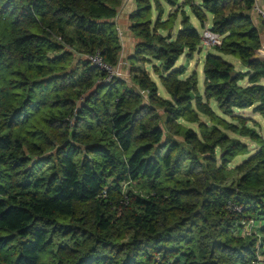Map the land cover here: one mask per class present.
<instances>
[{
  "label": "trees",
  "instance_id": "1",
  "mask_svg": "<svg viewBox=\"0 0 264 264\" xmlns=\"http://www.w3.org/2000/svg\"><path fill=\"white\" fill-rule=\"evenodd\" d=\"M121 2L0 0V264L264 260V136L259 122L251 127L235 114L253 107L264 120V57L253 59L264 46V18L253 15L255 0H137L130 78L107 81L88 55L124 69L114 20ZM163 3L179 8L165 19ZM188 6L203 27L211 14L223 38L206 54L203 91L197 73L175 68L203 44ZM178 10L181 29L163 34ZM153 59L161 84L135 70ZM226 130L259 146L234 167L250 149ZM232 172L240 177L227 185ZM228 200L243 212H230ZM251 218L261 223L256 233L241 235Z\"/></svg>",
  "mask_w": 264,
  "mask_h": 264
},
{
  "label": "rangeland",
  "instance_id": "2",
  "mask_svg": "<svg viewBox=\"0 0 264 264\" xmlns=\"http://www.w3.org/2000/svg\"><path fill=\"white\" fill-rule=\"evenodd\" d=\"M201 2V0H196V2ZM197 2V3H198ZM164 4V3H163ZM183 4V3H182ZM124 5L123 3V0L121 2V5L120 7ZM165 6V10H166V13L164 15V17H168L170 15V13H173L174 11H176L179 7H170V6H167L166 4H164ZM189 7V6H188ZM186 8L187 10V13L190 15V16H195L194 13H192L190 11L189 8ZM185 9V8H184ZM130 9H128L127 11L122 10V14L126 16L127 18V14H129ZM134 11V10H133ZM178 18L176 19V23H180L184 14H182L181 11L178 10ZM157 11H154L153 13V20H155L156 16H157ZM124 16V17H125ZM198 20V19H197ZM123 20L120 21V29H119V34H120V37H121V41H122V56H121V59H123V64H124V69L122 68V65H121V68H120V74L121 75H124V76H127V78L129 77V73H131V68H130V65L129 63L127 62V55H129V53L133 52L134 51V48H135V45L138 43V39H136L137 37L133 35L132 31H130V29H128V26L126 23L122 22ZM197 29L200 33V35L203 34V31L205 30L200 21L198 20L197 23ZM207 26H211L212 25V17L209 15V20L207 21ZM178 26V25H177ZM173 32V31H172ZM168 31L165 30L163 31V34L167 35ZM137 41V42H136ZM199 49L200 50H197L194 52V54L192 55V57L188 56V51L182 55L180 57V59L178 60L175 68L177 69L178 67L184 65L186 66L187 68V71L185 72V74L183 75V77H189L193 72L197 73L198 76H199V88L201 91H203V80H204V73H203V66H204V61H205V57H206V54L207 52L211 51V52H215V47L213 46H206V45H203L201 44L199 46ZM74 52V51H73ZM78 55V59H80L81 57H86L85 53H82V54H79L77 53ZM228 61L232 62L236 68L238 70H242V71H246L247 70V67L245 66L244 63L240 62L239 58L234 56V55H223ZM158 62L153 59V61L151 63H148V62H144V61H140L139 63L136 64L135 66V70H137V73H140L139 75H142L144 72H147L148 74H150L154 79H156L159 84L160 83V80H159V74L155 71V68H154V65H156ZM133 76V75H132ZM130 78V77H129ZM129 83L131 84V79L128 80ZM262 84H264V79L262 80ZM242 85L244 86H247L249 85V82H248V78H245V80L242 82ZM160 93L162 95H164L165 97H167L168 99H171L170 95H168L164 88L160 85ZM90 93V90L85 92L84 93V96L87 97ZM147 102V101H146ZM77 103H80V100L77 101ZM212 107L213 109L217 112V114H220L222 115V117H224L227 121L229 122H233L235 124H239V121L236 119V118H233L231 115H224L218 108L217 106V103L216 101H212ZM235 114H239V115H242V116H245L247 117L248 119H250L251 121L248 122V124L251 126V127H255V121L259 122L261 124V126H256V129L258 131H260L263 136H264V120L262 118V116L258 113H256L254 111V108H247V109H240V110H236ZM200 117L203 119V120H206L207 121V118L205 115L203 114H200ZM182 123L186 126V127H193L194 129H198V126L196 123H191V122H188V121H185V120H182ZM226 133H228V135H230L231 137H238L240 138L241 140H243L244 142H246V144L248 145L249 149H250V153L248 154H244V155H239L237 156L231 163L230 167H234L238 164H240L241 162H243L248 156H250L251 154H254L257 149L259 148L258 144L254 141H252L251 139L247 138V137H241L240 135L236 134L234 131L232 130H226ZM176 137H180L179 134L176 135ZM240 177V174L237 173V172H232L230 174V177L227 179L226 181V184L227 185H232L234 183L237 182V180L239 179ZM127 186V185H126Z\"/></svg>",
  "mask_w": 264,
  "mask_h": 264
},
{
  "label": "built area",
  "instance_id": "3",
  "mask_svg": "<svg viewBox=\"0 0 264 264\" xmlns=\"http://www.w3.org/2000/svg\"><path fill=\"white\" fill-rule=\"evenodd\" d=\"M253 15H258L264 18V8L257 3L255 0V6L252 10ZM202 39L203 44L206 46H217L221 45L223 42V38L220 34L216 33L212 30V25L207 26L204 28ZM264 48V46H263ZM88 59L94 63V65L98 66L99 68L103 69L107 72V78L105 80L109 81L117 76H120V68L119 66H112L108 62H106L103 57L100 55L99 52L89 54ZM227 209L230 212L241 213L244 210V205L236 203L234 200H228L226 204ZM260 222H257L255 219L243 220L242 225L243 228L241 230V235L247 236L253 233H256V228L260 226ZM260 246V243L259 245ZM258 260L255 264H264V260L258 254ZM158 262L160 261L159 257H157Z\"/></svg>",
  "mask_w": 264,
  "mask_h": 264
},
{
  "label": "crops",
  "instance_id": "4",
  "mask_svg": "<svg viewBox=\"0 0 264 264\" xmlns=\"http://www.w3.org/2000/svg\"><path fill=\"white\" fill-rule=\"evenodd\" d=\"M185 0H180V3H183ZM198 2V1H197ZM196 2V0H195V3L196 4H198V5H200L201 4V2H202V0H201V2L199 3H197ZM123 3H124V5H122L121 7H119V11H118V15L116 16V18L114 19L115 20V22H116V24H117V26H118V29H120V27H119V25H120V21L121 20H123L122 22H124V23H126L127 24V26H128V29H130V31H131V25H132V21H131V19H130V15H131V13L132 12H134L136 9H137V0H123ZM257 3L259 4V5H261L263 8H264V0H257ZM187 8V7H186ZM189 9H190V7H188ZM125 9V11H127L128 9H130V11H128L129 12V14H127V18H126V16H125V14L123 15L122 14V10H124ZM134 10V11H133ZM187 10V9H186ZM191 11V10H190ZM209 15L213 18V16L211 15V14H208V17H207V20H206V24H207V21L209 20ZM125 16V17H124ZM167 18V17H166ZM165 18V19H166ZM199 20V18L195 15V16H191V21H192V23L197 27V25H196V23H197V21ZM200 21V20H199ZM200 23H201V21H200ZM178 25V26H177ZM201 25H202V23H201ZM121 26V25H120ZM181 27H182V20H181V22L180 23H176V21H175V24H174V27L172 28V29H169V30H167L168 31V33L169 32H171V34L173 35V36H176V34H177V32H178V30H180L181 29ZM173 31V32H172ZM133 33V32H132ZM167 33V34H168ZM133 35L135 36V34L133 33ZM137 39V38H136ZM137 42V41H136ZM241 62V61H240ZM257 229V228H256ZM255 229V230H256Z\"/></svg>",
  "mask_w": 264,
  "mask_h": 264
},
{
  "label": "water",
  "instance_id": "5",
  "mask_svg": "<svg viewBox=\"0 0 264 264\" xmlns=\"http://www.w3.org/2000/svg\"><path fill=\"white\" fill-rule=\"evenodd\" d=\"M264 57V49L263 48H260L258 50H256L254 56H253V59H261ZM236 72H233L232 75H235Z\"/></svg>",
  "mask_w": 264,
  "mask_h": 264
}]
</instances>
